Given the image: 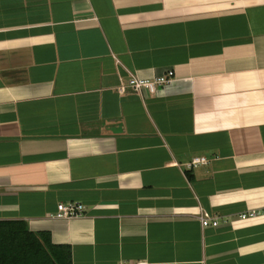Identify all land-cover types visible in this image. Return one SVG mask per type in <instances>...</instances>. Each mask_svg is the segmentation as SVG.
I'll return each mask as SVG.
<instances>
[{
  "label": "crops",
  "instance_id": "1",
  "mask_svg": "<svg viewBox=\"0 0 264 264\" xmlns=\"http://www.w3.org/2000/svg\"><path fill=\"white\" fill-rule=\"evenodd\" d=\"M170 71L155 94L120 92ZM60 203L86 211L56 219ZM15 220L73 264H264V0H0Z\"/></svg>",
  "mask_w": 264,
  "mask_h": 264
},
{
  "label": "trees",
  "instance_id": "2",
  "mask_svg": "<svg viewBox=\"0 0 264 264\" xmlns=\"http://www.w3.org/2000/svg\"><path fill=\"white\" fill-rule=\"evenodd\" d=\"M0 264H73L72 251L54 244L49 232L31 231L25 221H0Z\"/></svg>",
  "mask_w": 264,
  "mask_h": 264
},
{
  "label": "built area",
  "instance_id": "3",
  "mask_svg": "<svg viewBox=\"0 0 264 264\" xmlns=\"http://www.w3.org/2000/svg\"><path fill=\"white\" fill-rule=\"evenodd\" d=\"M175 73L170 71L166 75L158 76L153 79H140L138 77H131L127 82L122 81L120 92L126 93L131 91L136 94H140L142 91L147 90L151 94L157 93L160 89L171 84L174 81ZM209 160L205 157H197L188 164V167L197 168L201 165H207ZM86 207L80 203H60L57 207V212L53 215L56 219H73L84 215ZM257 212L253 211L250 214L242 215L243 219L248 217L257 216ZM201 222L204 227H218L220 225L218 220H213L208 214L201 217Z\"/></svg>",
  "mask_w": 264,
  "mask_h": 264
}]
</instances>
